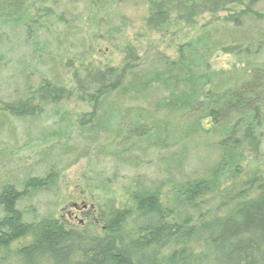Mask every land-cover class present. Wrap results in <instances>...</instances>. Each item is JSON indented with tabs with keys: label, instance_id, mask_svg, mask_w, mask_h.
I'll return each mask as SVG.
<instances>
[{
	"label": "rangeland",
	"instance_id": "obj_1",
	"mask_svg": "<svg viewBox=\"0 0 264 264\" xmlns=\"http://www.w3.org/2000/svg\"><path fill=\"white\" fill-rule=\"evenodd\" d=\"M152 1L0 0V191L10 184L23 194L16 205L24 223L55 219L104 235L100 208L111 201L135 210L137 192H156L168 205L191 182L205 180L212 191L198 202L212 216L264 187V90L254 98L260 125L253 114L233 113L215 126L199 104L212 85H229L243 69L260 65L264 72V0H231L191 24L173 14L156 30L146 24ZM130 47L142 64L99 103L75 92L42 104L34 116L2 111L46 81L74 91L76 73L120 68ZM240 122L257 125L258 154L246 144L221 145ZM33 238L0 248V264H26L18 251ZM191 246L199 251L202 243Z\"/></svg>",
	"mask_w": 264,
	"mask_h": 264
},
{
	"label": "trees",
	"instance_id": "obj_2",
	"mask_svg": "<svg viewBox=\"0 0 264 264\" xmlns=\"http://www.w3.org/2000/svg\"><path fill=\"white\" fill-rule=\"evenodd\" d=\"M229 1L154 0L146 24L150 29H159L173 14L191 24L205 12L223 10ZM187 46L191 45L179 48L181 58H185ZM136 54L134 47L128 48L125 61L117 69L88 70L83 77L76 73L74 91L46 81L30 97L3 103L2 111L21 118L34 116L42 111V104H56L72 98L75 92L81 100L99 103L111 92H119L127 79L135 76L134 70L142 64H135L140 61ZM152 68L155 78L157 69ZM146 71L152 70H144L143 74ZM263 74L262 66L254 65L243 69L241 78L230 80L229 85L222 82L212 85L203 97L204 102L199 103L207 111L206 116L217 126L233 113L242 119L253 114V121L258 120L260 125L261 107L254 98L259 97L256 92L264 90ZM133 110L141 115L146 111ZM254 122L236 123L221 145L246 144L249 151L258 154L261 140ZM186 187L168 205L163 204L160 194L151 191L133 195L135 210L117 208L107 202L98 217L104 235H91L55 219L24 223L16 205L23 194L7 184L0 191V207L4 212L0 218V248L7 249L20 237L31 235L33 241L18 251L26 264H42L46 257L52 264H264L263 186L256 197L242 195L225 213L212 216L203 212V204L198 202L212 191L209 183L194 181ZM194 240L202 243L199 251L192 249Z\"/></svg>",
	"mask_w": 264,
	"mask_h": 264
}]
</instances>
